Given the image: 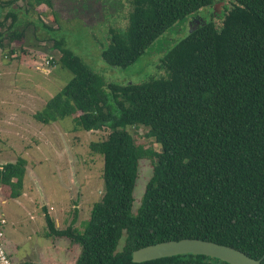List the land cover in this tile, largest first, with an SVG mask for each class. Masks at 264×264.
<instances>
[{"label": "trees", "instance_id": "obj_1", "mask_svg": "<svg viewBox=\"0 0 264 264\" xmlns=\"http://www.w3.org/2000/svg\"><path fill=\"white\" fill-rule=\"evenodd\" d=\"M19 1L0 0V27L12 19L0 31V49L10 59L17 51L6 42L23 37L12 33L20 22L14 9ZM216 1L133 0L128 29L111 32L103 59L112 67H131L174 26ZM227 2L219 24L194 25L164 54L168 79L107 86L64 37L49 36L72 78L35 114L36 121L52 125L73 118L74 133L111 130L90 145L103 158L105 193L83 229L73 224L58 230L47 216L48 236L82 245L77 264H226L192 254L132 260L137 250L183 239L229 246L264 264V0ZM25 6L54 9L52 0H26ZM111 98L118 115L109 112ZM128 127L148 129L145 137L162 151L138 144ZM142 160L151 162L153 175L135 209ZM27 167L22 157L0 165L5 199L23 196Z\"/></svg>", "mask_w": 264, "mask_h": 264}, {"label": "rangeland", "instance_id": "obj_2", "mask_svg": "<svg viewBox=\"0 0 264 264\" xmlns=\"http://www.w3.org/2000/svg\"><path fill=\"white\" fill-rule=\"evenodd\" d=\"M25 2L20 0L14 6L20 22L12 31L23 32V37L6 42L17 51L16 59H10L8 50L0 49V165L25 158L27 176L24 194L18 201L5 199L9 192L0 189V226H4L6 243L19 263L77 264L82 245L48 236L47 216L55 221L58 230L73 224L83 229L94 204L101 202L105 193L103 158L93 154L90 145L106 139L111 130L74 133L73 118L52 125L36 121L35 114L72 78L59 63L62 54L51 34L55 39L64 37L67 47L107 86H122L141 84L150 77L168 79L161 66L164 54L190 34L200 17L218 24L220 18L219 14L214 15L216 4L202 9L165 33L134 65L119 68L110 66L102 53L110 45L112 31L128 29L133 0H52L53 10L47 6L31 9ZM224 7H230L228 2ZM11 22L9 19L0 31L7 30ZM44 26L52 30L49 32ZM108 107L113 115L120 113L112 98ZM127 130L138 144H153L161 152L154 140L145 137L148 129ZM152 175L151 162L142 160L134 191L135 209L141 204Z\"/></svg>", "mask_w": 264, "mask_h": 264}, {"label": "water", "instance_id": "obj_3", "mask_svg": "<svg viewBox=\"0 0 264 264\" xmlns=\"http://www.w3.org/2000/svg\"><path fill=\"white\" fill-rule=\"evenodd\" d=\"M226 5L227 0L216 3L214 9L215 17H218V14L220 19L224 17L226 9L224 6ZM201 24L205 26L207 22L203 21ZM194 30L196 29L191 28V33ZM189 254L210 257L226 264H262L263 260L251 258L246 253L232 247L222 246L215 242L201 239H183L181 241H170L151 245L135 251L132 255V260L134 263H145Z\"/></svg>", "mask_w": 264, "mask_h": 264}, {"label": "built area", "instance_id": "obj_4", "mask_svg": "<svg viewBox=\"0 0 264 264\" xmlns=\"http://www.w3.org/2000/svg\"><path fill=\"white\" fill-rule=\"evenodd\" d=\"M47 64H50L49 61H47ZM2 223L6 225L7 221L3 219ZM3 227L0 226V264H18L12 260L11 253L6 247V233Z\"/></svg>", "mask_w": 264, "mask_h": 264}, {"label": "flooded vegetation", "instance_id": "obj_5", "mask_svg": "<svg viewBox=\"0 0 264 264\" xmlns=\"http://www.w3.org/2000/svg\"><path fill=\"white\" fill-rule=\"evenodd\" d=\"M18 4V3H17ZM204 20H203V18H201L200 17V20H197L196 22H195V24L194 25H197V24H199V23H201V22H203ZM52 30V29H51ZM55 31V30H54ZM60 51V50H59Z\"/></svg>", "mask_w": 264, "mask_h": 264}, {"label": "crops", "instance_id": "obj_6", "mask_svg": "<svg viewBox=\"0 0 264 264\" xmlns=\"http://www.w3.org/2000/svg\"><path fill=\"white\" fill-rule=\"evenodd\" d=\"M0 189H2V188H0ZM1 200H3V199H1ZM9 200V199H8ZM19 199H17V201H18ZM5 243H6V241H5ZM6 247L12 252V250L10 249V247H8V245H7V243H6ZM23 260H25V259H23ZM33 263H35L34 261H32ZM36 264V263H35Z\"/></svg>", "mask_w": 264, "mask_h": 264}]
</instances>
